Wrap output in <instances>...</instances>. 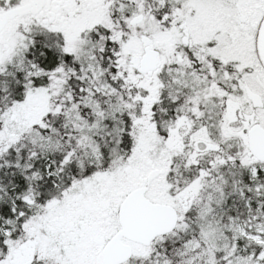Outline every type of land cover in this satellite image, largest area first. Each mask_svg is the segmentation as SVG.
I'll return each mask as SVG.
<instances>
[{"label":"snow or ice","instance_id":"1","mask_svg":"<svg viewBox=\"0 0 264 264\" xmlns=\"http://www.w3.org/2000/svg\"><path fill=\"white\" fill-rule=\"evenodd\" d=\"M0 264H264V0H0Z\"/></svg>","mask_w":264,"mask_h":264}]
</instances>
